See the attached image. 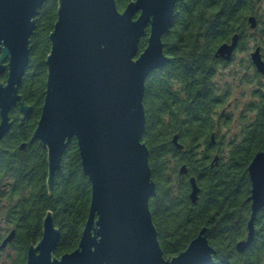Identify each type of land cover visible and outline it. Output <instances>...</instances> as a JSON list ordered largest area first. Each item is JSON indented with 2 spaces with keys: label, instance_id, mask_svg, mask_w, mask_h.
Instances as JSON below:
<instances>
[{
  "label": "trees",
  "instance_id": "16d2710c",
  "mask_svg": "<svg viewBox=\"0 0 264 264\" xmlns=\"http://www.w3.org/2000/svg\"><path fill=\"white\" fill-rule=\"evenodd\" d=\"M132 1L116 0L117 7L123 11ZM254 5V0H179L172 26L162 39L170 63L146 81L143 142L149 148L156 184L149 207L167 259L186 250L207 227L209 242L217 252L214 264H264V209L256 220L252 246L242 254L236 251L237 242L247 236L251 214L248 168L256 154L264 152V78L243 76L253 71L248 56L231 70L233 80L252 83L257 78V88L251 91L253 100L244 106L240 131L230 140L220 130L228 125L231 115L217 107L223 102L219 95L228 98L231 86L222 90L213 83L222 68L215 58L217 49L236 34L240 50L249 46V17H257L264 36V15L258 14ZM57 11V0H46L30 39L29 66L19 93L32 113L22 120L19 108L12 109L13 126L0 142V245L16 230L6 248L16 252L12 264H26L30 246L42 238L47 212H52L61 231L55 253L58 258L76 250L89 215L91 184L84 175L76 139L66 149L51 192L47 187V152L39 142H31L45 99L46 59ZM148 35L149 30L140 41V52L147 46ZM6 78L7 72L0 82ZM175 135H179L183 150L172 144ZM183 165L188 170L184 178L192 175L201 188L196 204L189 199L190 181L179 178Z\"/></svg>",
  "mask_w": 264,
  "mask_h": 264
},
{
  "label": "water",
  "instance_id": "95a60500",
  "mask_svg": "<svg viewBox=\"0 0 264 264\" xmlns=\"http://www.w3.org/2000/svg\"><path fill=\"white\" fill-rule=\"evenodd\" d=\"M179 0H134L123 11L116 0H57V21L50 34L46 59L47 82L41 117L31 142L47 152V187L51 192L62 167L66 149L76 139L84 175L91 184V203L78 247L56 257L61 231L47 212L42 238L32 244L26 264H214L215 248L203 227L186 250L167 259L158 240L150 211L156 193L149 163L144 98L150 75L168 63L163 36L170 30ZM46 0H0V142L10 132V112L15 107L31 115L19 89L30 61V39ZM251 29L258 26L248 18ZM149 35L144 51L143 37ZM240 37L222 44L215 58L233 59ZM251 61L264 76L261 48ZM172 144L184 146L175 135ZM25 148V144L21 146ZM218 156L214 161L217 162ZM188 173L183 165L179 175ZM251 214L247 236L237 242L239 254L256 238V220L264 209V152L248 168ZM190 201L199 199L200 188L190 178ZM16 236L12 230L0 245L6 249Z\"/></svg>",
  "mask_w": 264,
  "mask_h": 264
},
{
  "label": "rangeland",
  "instance_id": "374dc122",
  "mask_svg": "<svg viewBox=\"0 0 264 264\" xmlns=\"http://www.w3.org/2000/svg\"><path fill=\"white\" fill-rule=\"evenodd\" d=\"M257 12L260 15H264V0H262L260 6H257ZM260 37L251 35L249 45L253 44V41H257ZM247 56V54H238L233 61V66L221 68L220 71L223 73L216 77V81L219 83H229L230 84V96L227 98L225 105L227 108L220 109V112L224 110L225 115L230 116V120L228 121L227 126L221 127L220 132L224 134L227 140H230L235 134L240 131V124L242 122L241 116L243 115L244 105L253 100L254 97L251 96V91L257 88V81L255 78V82L246 83L240 82L239 80H233V75H230L231 70L234 66L239 62H242L243 59ZM240 69V68H239ZM242 72V69H241ZM240 72V73H241ZM253 74L250 73L249 77L251 78ZM240 77V76H237ZM0 225L2 227V221H0ZM4 227V226H3ZM4 234V231L2 232ZM16 258V252L12 248L5 249L2 253H0V264H12L13 260Z\"/></svg>",
  "mask_w": 264,
  "mask_h": 264
},
{
  "label": "flooded vegetation",
  "instance_id": "af4514ba",
  "mask_svg": "<svg viewBox=\"0 0 264 264\" xmlns=\"http://www.w3.org/2000/svg\"><path fill=\"white\" fill-rule=\"evenodd\" d=\"M261 2H262V0H254V6H255V11L257 12V6H260V4H261ZM258 13V12H257ZM257 18V17H256ZM258 20V19H257ZM261 30H262V25H261V23H259V20H258V26H257V28H255V29H250V31H249V36H251V35H255V36H259L260 38L255 42V41H253V44H251V45H249L248 47H246L245 49H242V50H240L239 49V44H238V47L236 48V50H235V53H234V56H233V59H232V61H230V62H226L224 59H222V58H216L218 61H220V63H221V67H229V66H233V61H234V58L236 57V55H238V54H247V56L250 58V60H251V54H252V52H254L255 51V49L258 47V45H260L261 46V52H262V56H263V59H264V51L262 50V41H264V36H263V34H262V32H261ZM225 63H228V64H225ZM234 66H235V64H234ZM223 73L222 72H217L216 74H215V76L217 77V76H219V75H222ZM251 74H253V76L255 75V76H257L258 78H264V76L262 75V74H260L258 71H257V69L253 66V71L251 72ZM250 75V73H248V72H244L243 73V76L244 77H248ZM252 76V77H253ZM257 79V78H256ZM257 81V80H256ZM213 83H215L217 86H219L222 90H224V89H226V87H227V84H229V83H219L218 81H214ZM209 84H212V81H210V83ZM219 96H222L221 98H222V104L221 105H218V107H217V109H218V111H220V109H225V108H227L226 107V105H225V102L227 101V97H223V95H219ZM248 103H246L245 105H247ZM244 105V106H245ZM16 108V107H15ZM19 108V107H18ZM221 112H223L224 113V115H225V112H224V110H222ZM200 151L201 152H204L205 151V148L204 147H202L201 149H200ZM188 175V173L186 174V175H183V176H179V178L181 179V180H187L188 179V181H190V178H192V175L191 176H189L188 178L186 177V178H184V176H187ZM197 179V178H196ZM197 182H198V180H197ZM199 186V185H198ZM200 188V187H199ZM201 195V188H200V193H199V196ZM197 203V202H196ZM195 203V204H196ZM9 245V244H8ZM3 250H5V249H3ZM3 250H1L0 251V253L3 251Z\"/></svg>",
  "mask_w": 264,
  "mask_h": 264
}]
</instances>
